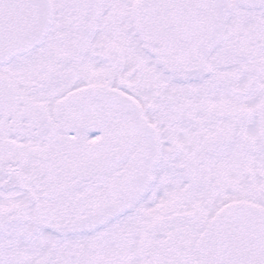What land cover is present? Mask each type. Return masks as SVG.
<instances>
[{
  "label": "snow or ice",
  "instance_id": "obj_1",
  "mask_svg": "<svg viewBox=\"0 0 264 264\" xmlns=\"http://www.w3.org/2000/svg\"><path fill=\"white\" fill-rule=\"evenodd\" d=\"M0 264H264V0H0Z\"/></svg>",
  "mask_w": 264,
  "mask_h": 264
}]
</instances>
